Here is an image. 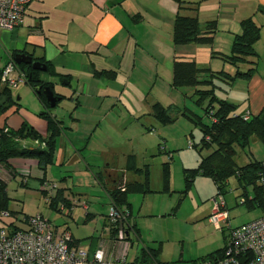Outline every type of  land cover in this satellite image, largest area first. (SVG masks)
<instances>
[{"label": "rangeland", "instance_id": "obj_1", "mask_svg": "<svg viewBox=\"0 0 264 264\" xmlns=\"http://www.w3.org/2000/svg\"><path fill=\"white\" fill-rule=\"evenodd\" d=\"M170 37L168 46L173 57L174 43ZM163 49H167L166 46ZM176 53H181V45L177 46ZM172 57L135 58L136 66L132 74L125 69L117 75V83L123 84L126 80L129 82L127 91L119 95L118 99L103 96L94 101L82 95L79 98L82 105L77 111L73 110L75 101L70 103L65 100L55 106L53 112L62 121L65 133H68L69 139L78 149L84 147L80 150L83 159L95 173H102L103 185L93 181L88 169L86 176L73 174L72 169L79 167L74 163L75 159L69 160L63 167L57 155V160L54 159V163L46 168L47 185L42 184L41 190L34 189L30 183L28 187L19 184V176L10 183L11 196L8 197V203L13 213L8 218L0 217V227L11 219L15 225L24 226L22 221L25 215L42 214L60 230L68 227L75 238L86 240L89 237L98 239L99 235L105 237L104 234L107 236L106 232L102 233L101 228L111 207L108 196L111 183L108 175L123 168L127 155L131 154L135 156L137 167L147 166L149 169L151 191L134 190L127 194L130 216L139 228L141 240L158 250L159 258L164 264H200L203 257L221 248L224 245V235L229 230L225 228L223 234L220 228L208 221L217 196L216 185L210 177L198 174L189 186L185 181L184 170L196 167L200 157L212 150H199V147L190 146L192 141L200 139L199 126L192 118L197 120L196 116H200L204 123L209 121L204 115L206 101L200 106L195 102L196 95H192L193 88L171 86ZM213 85L218 98L228 95L226 83L215 78ZM198 87L209 88L212 85L201 84ZM18 89L20 92L16 93L21 111H37L33 109L38 99L30 85L20 83ZM230 93L238 95L240 91L232 89ZM157 101L164 106L173 105V122L162 124L151 115L152 104ZM89 106L96 107V111L85 109ZM238 107L240 109L242 106ZM60 140H57L58 148ZM23 144L32 146L36 143L25 140ZM235 148L238 165L264 157V145L255 136L246 148ZM83 159L82 167L85 166ZM167 165L168 188L164 189L163 167ZM142 178V175L133 172H129V175L119 173L115 185L119 181H141ZM53 184L74 199L71 217L67 214L69 207L60 211L46 203ZM240 190L235 178L231 177L228 191L224 194L231 227L260 213L259 209H250L240 203ZM84 202L88 205L87 210L83 206ZM86 212L94 216L85 220ZM122 222V219L118 221L119 225ZM106 240L99 239V243L105 246L107 253L119 248L113 240ZM137 245L141 244L134 242L129 249L128 261L137 251Z\"/></svg>", "mask_w": 264, "mask_h": 264}, {"label": "crops", "instance_id": "obj_2", "mask_svg": "<svg viewBox=\"0 0 264 264\" xmlns=\"http://www.w3.org/2000/svg\"><path fill=\"white\" fill-rule=\"evenodd\" d=\"M183 1L198 2L199 20L200 16H202L201 23L216 20L217 31L213 41L208 45L182 44L180 54L176 53L179 45H174L172 57L168 41L170 36L172 41L173 22L175 15L179 12L174 0H31L20 26L11 31L0 30V69L12 58L14 52L31 55L33 60L43 63L49 62L54 74L40 71L39 80L52 83L55 95L61 97L57 105L65 100H69L70 103L75 101L73 110L77 111V108L82 105L79 102L82 95L94 101L100 100L103 96L120 98L121 94L127 91L129 82L126 80L123 84L117 83V75L125 69V71L128 70L127 72H133L136 66L135 58L172 57V62L174 58H182L195 60L199 67L209 68L212 71L224 70L230 74L235 73L237 69L245 71L249 68L248 64L241 63L235 67L223 61L220 54H229L235 34L242 30L241 21L251 18L259 27V38L254 43L257 54L255 70L247 78L238 77L231 85L226 84L228 95L223 98L237 105L235 112L249 111L253 116L259 115L264 122V0ZM193 13L187 8L180 11L182 15H193ZM163 46L167 49L164 50ZM204 75L207 74L204 73ZM18 88L19 85L10 89L13 100L10 103L7 101L6 94L2 93L4 88L0 85V131L1 129H18L23 122H26L41 135H45L46 120L40 116L41 110H44L43 103L37 98L38 102L33 109L37 111H21L18 107L17 93L20 92ZM232 89L234 91L237 89L240 93L229 94ZM238 105L242 107L239 109ZM85 109L90 112L96 111V107L91 106ZM53 111L54 107L51 114L57 118ZM67 134L63 127L62 134L57 138V140L61 139L60 153L58 154L56 140L54 159L57 160L58 155L63 167L69 160L75 159L74 163L79 167L72 169L73 174L86 176L89 173L87 171L90 170L93 181L101 185L94 177L95 172L83 159L80 150L84 147L78 149ZM129 155L125 159L123 168L108 175L111 187L115 185L119 173L129 175L131 172L127 170L126 165ZM81 159L85 161L84 167L81 165ZM17 176L20 177L19 184L28 187L30 183L34 189L41 190L42 174L36 159L11 157L6 162L0 163V181L5 183L8 197L11 196L9 185ZM50 194H53V191ZM63 196L72 203L73 210L74 199L64 192ZM8 202L7 210L13 212ZM85 209H88V205ZM260 214L261 211L250 220L257 218ZM93 216L94 214L86 212L85 220ZM106 217L107 215L104 217L101 231L106 232L107 236L104 234L105 237L99 235L98 239L94 237L88 239H95V242H99V239L110 240ZM5 225L17 226L13 219ZM114 254L115 251H111L108 256Z\"/></svg>", "mask_w": 264, "mask_h": 264}, {"label": "trees", "instance_id": "obj_3", "mask_svg": "<svg viewBox=\"0 0 264 264\" xmlns=\"http://www.w3.org/2000/svg\"><path fill=\"white\" fill-rule=\"evenodd\" d=\"M174 1L177 3L179 11L175 15L172 27V41L174 45L188 43H194L197 45L210 44L217 31L216 20H208L201 23L197 14L198 2H185L183 0ZM183 8L192 10L194 12L193 15L180 14V10ZM241 28V32L235 34L232 40L229 54H220V57L223 61L235 67H238V65L243 63L248 64L249 68L245 71L237 69L235 73L230 74L224 70L212 71L209 68H201L197 65L195 60L174 58L172 62V78L170 84L174 88H193L192 95H196L195 102L200 106H203V102L206 101L204 115L208 117L209 121L204 123L200 116H196L197 120L192 118L194 123L199 126L200 139L197 142L192 141L191 147H199V150H212L205 156L200 157L196 167L184 170L187 185H190L196 174L208 176L216 185V197L222 196L224 199V194L228 191L229 179L234 177L237 187L241 189V193L238 195L240 203L245 204L250 209H259L262 213L264 211V157L260 160L252 159L243 165H238L235 160L237 155L235 147L246 148L249 146L253 136L257 137L264 145V122L259 115L253 116L251 114L250 119H244V112H235L237 109L236 104L227 99L218 98L216 96L213 85V79L215 78L231 85L238 77L247 78L255 70L257 54L254 49V43L259 38V27L251 18H246L241 21ZM44 63L46 66V72L51 75L54 74L51 64L47 61ZM18 67L25 73V82H27L31 88L33 85L37 84L42 87L49 86L53 89L51 82L44 83L39 80V70H35L31 65L23 63L18 64ZM204 73L207 75H204ZM201 84H211L212 87L199 88L198 86ZM2 93L6 94L8 102H13L10 96V89L4 88ZM34 93L44 106V110L41 111L40 116L46 120V134L41 135L26 122H23L21 126L15 130L1 129L0 163L6 162L7 159L11 157L34 158L37 160L38 168L42 174L41 183L46 185V168L49 164L54 163L56 140L62 134L63 127L61 126V120L55 118L51 114L53 108L49 106L45 95L42 92L34 91ZM151 109V115L162 124H167L175 120V117L171 116V110L173 109V105L171 104L163 106L161 103L155 102L152 104ZM25 140L34 141L36 144L26 146L22 143V141ZM126 165L127 170L142 175V180L128 182L119 181L117 185H113V187L110 186L108 190L111 206L125 216L122 222L125 233L124 239L131 243V247L134 245V242H139L141 244L137 245V251L129 261L126 260V264H164L159 258L158 250L141 240L139 228L130 216V203L127 200V194L130 191H151L149 187V169L147 166H143L142 168L137 167L134 155L128 156ZM168 174L169 169L167 165L163 167L164 189L168 188ZM101 176L102 173L100 172L94 173L96 180L103 185ZM52 191L53 194H50L46 198V203L51 208L60 211L69 207L67 214L71 217L72 203L63 196L64 191L61 188L56 187L55 184L52 185L51 192ZM7 201L8 196L5 183L0 181L1 210H7ZM84 203L87 206V203ZM9 212L10 214L13 213L11 211ZM40 215L43 217L42 214ZM28 217H30V215L24 216V223H26ZM106 220V227L112 241L116 238L117 229L115 224L117 223L112 222L108 215ZM10 225H13V223H10ZM51 226L54 229H59L56 225L51 224ZM16 227L22 228L24 226ZM225 228L226 226L224 224L220 228L223 234ZM63 230H68V227H65ZM228 234L229 233L224 235V245L203 257L202 260L222 256L226 242L229 238ZM72 239L73 243H80L84 240L77 239L73 236Z\"/></svg>", "mask_w": 264, "mask_h": 264}, {"label": "built area", "instance_id": "obj_4", "mask_svg": "<svg viewBox=\"0 0 264 264\" xmlns=\"http://www.w3.org/2000/svg\"><path fill=\"white\" fill-rule=\"evenodd\" d=\"M31 0H0V30H14L23 22L24 14ZM26 81L25 73L10 58L0 69V85L16 88ZM248 120L251 113L245 111ZM191 146V144H190ZM86 208V204L83 203ZM8 210H0V217L7 218ZM110 207L109 219L115 222L116 248L113 256H108L105 246L95 239L73 243L68 230L54 229L40 214L26 219L24 227H0V264H126L131 243L124 239L122 223L125 216ZM229 213L222 196L214 199V209L208 221L229 230L222 256L202 260L200 264H264V211L257 218L231 227ZM220 225V226H219Z\"/></svg>", "mask_w": 264, "mask_h": 264}, {"label": "water", "instance_id": "obj_5", "mask_svg": "<svg viewBox=\"0 0 264 264\" xmlns=\"http://www.w3.org/2000/svg\"><path fill=\"white\" fill-rule=\"evenodd\" d=\"M12 58L16 64H29L35 70L46 71L45 64L39 60H33L31 55L21 52H14ZM32 88L34 91L42 92L45 95V98L51 108L55 107L57 101H59L61 98L59 95H55L54 91L49 86L42 87L41 85L36 84L33 85Z\"/></svg>", "mask_w": 264, "mask_h": 264}]
</instances>
